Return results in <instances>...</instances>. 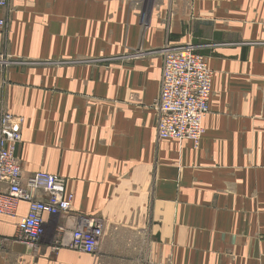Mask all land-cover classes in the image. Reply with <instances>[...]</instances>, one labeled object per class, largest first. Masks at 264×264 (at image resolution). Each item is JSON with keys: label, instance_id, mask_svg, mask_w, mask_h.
Here are the masks:
<instances>
[{"label": "crops", "instance_id": "obj_1", "mask_svg": "<svg viewBox=\"0 0 264 264\" xmlns=\"http://www.w3.org/2000/svg\"><path fill=\"white\" fill-rule=\"evenodd\" d=\"M0 20V120L23 121L24 177L73 196L37 250L27 202L0 215V264H264V0H8ZM187 45L213 73L197 147L158 138L162 51ZM96 221L95 254L56 249Z\"/></svg>", "mask_w": 264, "mask_h": 264}, {"label": "built area", "instance_id": "obj_2", "mask_svg": "<svg viewBox=\"0 0 264 264\" xmlns=\"http://www.w3.org/2000/svg\"><path fill=\"white\" fill-rule=\"evenodd\" d=\"M247 1V0H246ZM8 0H0V8ZM0 20V31L5 29ZM163 67L160 95L156 102L159 113L158 138L160 140L190 141L197 147L204 135V119L210 113L213 73L206 57L193 45L167 47L162 51ZM23 121L10 113L0 120V183L8 185L0 193V215L15 217L20 203L27 202L29 211L18 223L17 239L37 250L45 234V215L70 212L73 196L67 191V180L61 176L35 173L27 178L19 157L23 142ZM104 235L100 221L89 226H78L56 249H69L93 255Z\"/></svg>", "mask_w": 264, "mask_h": 264}]
</instances>
